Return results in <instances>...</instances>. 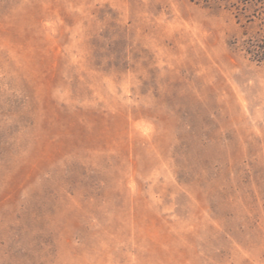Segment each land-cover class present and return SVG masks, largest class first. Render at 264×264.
Segmentation results:
<instances>
[{"label":"rangeland","instance_id":"374dc122","mask_svg":"<svg viewBox=\"0 0 264 264\" xmlns=\"http://www.w3.org/2000/svg\"><path fill=\"white\" fill-rule=\"evenodd\" d=\"M261 18L0 0V264H264Z\"/></svg>","mask_w":264,"mask_h":264},{"label":"trees","instance_id":"16d2710c","mask_svg":"<svg viewBox=\"0 0 264 264\" xmlns=\"http://www.w3.org/2000/svg\"><path fill=\"white\" fill-rule=\"evenodd\" d=\"M203 1L208 2V0ZM221 1L229 2L230 0H216V2ZM236 1L239 2V0ZM231 6H235V4L233 3ZM237 48H239L246 56H248L251 61L264 63V18H261L259 29L255 32V34L247 36L245 39H243Z\"/></svg>","mask_w":264,"mask_h":264}]
</instances>
